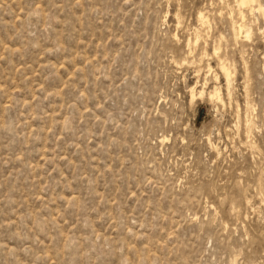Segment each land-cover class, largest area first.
<instances>
[{
  "label": "rangeland",
  "instance_id": "obj_1",
  "mask_svg": "<svg viewBox=\"0 0 264 264\" xmlns=\"http://www.w3.org/2000/svg\"><path fill=\"white\" fill-rule=\"evenodd\" d=\"M236 5L0 0V264H264V18Z\"/></svg>",
  "mask_w": 264,
  "mask_h": 264
},
{
  "label": "bare ground",
  "instance_id": "obj_2",
  "mask_svg": "<svg viewBox=\"0 0 264 264\" xmlns=\"http://www.w3.org/2000/svg\"><path fill=\"white\" fill-rule=\"evenodd\" d=\"M236 2H237V5L236 6H238V8H239V10H240V15H241V18L240 19H243V17H244V11L245 10H250V11H257V12H259L262 16H263V18H264V7L262 6V5H260V4H258L257 3V0H236ZM201 16V20L200 21H202V22H204V23H206L207 22V20H206V17L203 15V14H200ZM239 15V16H240ZM179 19V18H178ZM178 21V20H177ZM178 22H180V21H178ZM235 23V22H234ZM179 24V23H178ZM233 25V24H232ZM245 25H238L237 23L236 24H234V26H233V29H234V33H235V35L234 36H236L235 38L237 39V37H239L238 35H240L242 32H245L246 33V36H250V32L248 31V30H246V31H244V29H245ZM199 34V33H198ZM196 36V35H195ZM197 37V36H196ZM199 37H200V35H199ZM199 37H197V39L199 38ZM248 38V37H247ZM197 43H199V40H197L196 41ZM195 42V43H196ZM190 43H191V41H190ZM189 45H191V44H189ZM196 45V44H195ZM198 45V44H197ZM196 47V46H195ZM192 49V48H191ZM195 49V48H194ZM197 49V48H196ZM204 54V53H203ZM204 56H205V54H204ZM217 59H219V57L217 58ZM201 60H203V59H201ZM220 60V59H219ZM226 60V59H225ZM221 62H220V68H221V71H222V73H223V75H224V77H225V79H226V81H227V88H228V90L229 89H231L230 88V85L232 84L231 83V74H232V70H231V67L228 65V64H226V62H227V60H226V62H224L222 59L220 60ZM195 64V63H194ZM201 64H203V63H201ZM211 69V68H210ZM220 90L221 89H219L218 87H215V90H214V92L210 95L211 96V100H212V102L213 101H216V100H218V101H222L223 99H222V96H221V93H220ZM204 93V91H202L201 93H200V95H204L203 94ZM191 94H192V99L194 98V96L197 94V90H196V88H192L191 89ZM248 122V121H247ZM252 123V122H251ZM248 125V124H247ZM251 128H252V126H251Z\"/></svg>",
  "mask_w": 264,
  "mask_h": 264
}]
</instances>
